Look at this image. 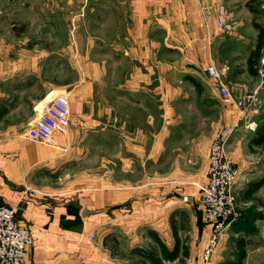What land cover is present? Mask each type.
Masks as SVG:
<instances>
[{"label": "crops", "instance_id": "0c3cea01", "mask_svg": "<svg viewBox=\"0 0 264 264\" xmlns=\"http://www.w3.org/2000/svg\"><path fill=\"white\" fill-rule=\"evenodd\" d=\"M128 8L135 39L143 44L135 54L140 70L114 83L111 102L87 81L85 88L74 86L68 93L69 133L57 136V147L29 139L26 131L1 137L0 203H14L27 187L40 191L18 216L33 231L30 260L35 264H134L131 251L153 244L149 232L174 249L171 217L179 212L187 216L179 236L189 230L192 256L196 236L205 242L208 235V228L199 226L202 213L192 183L206 182L209 146L229 128L243 221L230 227L227 236L244 242L243 257L231 264H248L251 255L264 253V183L247 192L252 182L264 181V143L255 141L264 135V85L258 86L254 56L264 39V0H128ZM221 8L229 14V29L219 25ZM209 63L217 65L235 95L256 90L257 109L241 115L236 106L223 103L208 79ZM13 69L16 74L9 76ZM22 69L0 62V118L18 108L10 111L19 96L3 81L34 75ZM58 88L42 86L31 97L36 118ZM136 93L148 102L154 94L159 112L153 115L143 105L141 117L128 113L122 118V98L115 95ZM120 146L126 147L124 156ZM137 170L144 173L142 183L114 177L120 171L134 176ZM152 171L158 181H151ZM89 234L95 235L91 247L85 244Z\"/></svg>", "mask_w": 264, "mask_h": 264}, {"label": "rangeland", "instance_id": "374dc122", "mask_svg": "<svg viewBox=\"0 0 264 264\" xmlns=\"http://www.w3.org/2000/svg\"><path fill=\"white\" fill-rule=\"evenodd\" d=\"M133 26L134 19L128 8V0H0V62L7 61L11 68L21 67L25 73L34 71V75H24V80L21 81L16 76L3 81L9 90L19 93V96L12 100L10 111L17 106L18 108L0 118V138L5 139L6 133L11 130H19L20 133L33 130L37 116L35 117L36 110L31 103L34 99L31 97L37 95L42 86L59 87L60 93L57 95H67L69 99L70 90L76 85L85 88L87 81L111 102L114 83L129 79L133 70L141 68L135 54L143 49V44L135 39ZM155 34V39H161L158 32ZM14 70L9 72V76L16 74L17 71ZM23 91L24 95L21 94ZM246 92L254 94L257 100L245 115L256 110L259 102L256 90ZM73 94L74 92L70 96L74 97ZM115 96L122 98L119 103L122 118L128 113L141 117L143 105L153 115L159 112L158 99L154 94L151 95L150 102L141 93ZM130 102H136L137 107H129ZM109 110L110 108L108 112ZM121 153V156L127 154L126 147H121ZM152 174L151 181L160 179V176H154V171ZM107 175L110 176V173ZM114 177L122 182L129 177L135 183L144 181L141 170H137L134 176H129L127 171H120ZM146 180L150 181L147 177ZM204 183H192L196 187L200 207L199 190L195 184ZM201 213L202 221L199 226L208 228V237L204 242L201 236H196L192 256L189 252L188 257L180 264H203L202 256L210 238V228L203 219L202 208ZM237 213L238 222L243 221L239 210ZM230 227L233 228V225ZM230 227L220 235L208 264H231L238 258L236 240L239 236L230 240L227 236ZM188 231L181 236L187 244L190 242ZM249 259L248 264H264V253L251 255Z\"/></svg>", "mask_w": 264, "mask_h": 264}, {"label": "built area", "instance_id": "2783aa9c", "mask_svg": "<svg viewBox=\"0 0 264 264\" xmlns=\"http://www.w3.org/2000/svg\"><path fill=\"white\" fill-rule=\"evenodd\" d=\"M229 14L224 8L220 10L219 25L231 28ZM259 87L264 85V39L259 48L256 65ZM208 79L218 89L220 99L227 105L236 106L241 115L255 105L254 94L242 92L235 95L225 82L221 70L210 63L206 67ZM255 101V102H254ZM71 106L67 95H56L49 102L44 112L36 118L32 131L27 132L29 139L43 145L57 147L58 135L69 133ZM233 129H222L209 148L208 173L204 184L198 187L203 219L210 228V238L203 251V264H208L220 235L227 230L237 218V195L235 185L238 171L229 153V140ZM40 191L27 187L12 204L0 203V264H35L30 260V250L35 238L33 231L19 222L18 216L37 198ZM198 195V194H197ZM187 201V197H184ZM95 236L85 238L87 247L94 245Z\"/></svg>", "mask_w": 264, "mask_h": 264}, {"label": "trees", "instance_id": "16d2710c", "mask_svg": "<svg viewBox=\"0 0 264 264\" xmlns=\"http://www.w3.org/2000/svg\"><path fill=\"white\" fill-rule=\"evenodd\" d=\"M262 43V41H261ZM261 45V44H260ZM259 48L257 54L255 53V58L259 57ZM256 60V61H257ZM249 63L253 64L254 60L250 59ZM0 115H2L0 113ZM261 136V135H260ZM257 143H264V135L261 138L255 140ZM264 181H254L249 184L247 192H253L258 190ZM178 217V218H177ZM239 219H236L232 222L231 225H236ZM187 216L184 212L174 213L171 217V226L173 229V236L175 238L174 249H169L165 243L160 239V237L154 233L149 232V235L153 241V244L150 245L147 249L144 248H135L131 251L130 256L134 260V264H180L184 262V258L189 255V245L179 236V230H185L187 228ZM239 224V222L237 223ZM238 251V261L243 257V248L244 242L242 238H238L236 241Z\"/></svg>", "mask_w": 264, "mask_h": 264}]
</instances>
